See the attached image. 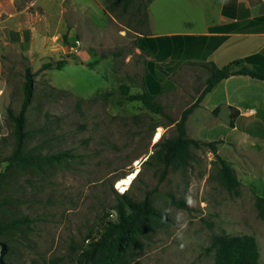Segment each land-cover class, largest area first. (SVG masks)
I'll use <instances>...</instances> for the list:
<instances>
[{
  "label": "rangeland",
  "instance_id": "rangeland-1",
  "mask_svg": "<svg viewBox=\"0 0 264 264\" xmlns=\"http://www.w3.org/2000/svg\"><path fill=\"white\" fill-rule=\"evenodd\" d=\"M18 1L20 6L29 3ZM132 1L128 13L137 5L143 11L146 0ZM216 1L154 0L149 6L151 30L203 32L217 19ZM74 2L77 12L68 9V0H49L46 10L51 8L53 20L40 19L42 30L30 29V38L27 32L23 38H10L8 30L15 27L0 16V173L14 144L6 110L16 113L20 108L26 69L34 82L24 153L64 154L59 164L42 171L14 170L0 187V219L26 216L31 221L27 230L0 237L4 263L76 264L84 239L97 237L107 221L115 220L113 207L121 194L116 181L138 166L140 174L128 195L137 201L147 196L166 220L141 239L142 249L129 264H213L208 247L220 234L252 235L258 264H264V214L256 207V199L264 196V125L234 128L233 115L229 124L222 108L208 111L222 101V85L185 122L187 137L214 143L229 163L240 182L237 197L219 185L213 154L202 145L190 149L188 165L178 170L153 160L146 163L158 143L177 135L175 123L202 91L210 66L189 59L186 49L157 62L170 91L156 97L162 113H153L120 91L125 86L129 95L140 94L146 63L152 60L135 46L134 31L148 34V27L134 22L142 11L116 19L105 10L108 0L98 3L104 10L95 0ZM72 48L77 52L70 53ZM59 62L63 66L55 69ZM46 63L53 69H44ZM158 128L161 134L154 143Z\"/></svg>",
  "mask_w": 264,
  "mask_h": 264
},
{
  "label": "trees",
  "instance_id": "trees-1",
  "mask_svg": "<svg viewBox=\"0 0 264 264\" xmlns=\"http://www.w3.org/2000/svg\"><path fill=\"white\" fill-rule=\"evenodd\" d=\"M132 0H111L105 5V10L112 12L116 19L121 13H128V6ZM133 2V1H132ZM151 0H146L143 11L139 5L129 15L135 16L141 12V18H134L135 24L148 27L147 7ZM235 0H224L223 8L232 10ZM118 7V9H117ZM115 10L118 12L115 13ZM259 21V19H257ZM124 29L130 30L129 26L122 25ZM249 29V28H248ZM235 23L221 27H211L210 32H236ZM247 30V29H246ZM244 32V29L238 30ZM137 34L135 46L140 52L147 53L152 57L146 63V72L143 78V91L140 94H128V88L120 87V91L129 101L140 102L146 109L153 113H162L161 105L156 102V97L162 96L170 91V87L162 82L160 65L162 61L170 56L173 51L183 50L187 47L188 36L150 37L147 34L134 31ZM203 39V37H198ZM260 56L251 55L244 59L233 61L221 68L210 65L209 76L198 97L185 108L178 121L175 123L177 135L175 137L158 143V148L147 158L146 163L151 160L163 165L164 169L171 167L178 170L188 165L191 159V148L200 145L207 147L215 159L217 165L216 180L219 185L233 197L240 194V182L236 178L229 163L221 158L216 151L214 143H199L186 136L185 122L187 117L195 108H198L204 97L222 80L233 76L242 75L252 79L260 80L264 84V62ZM264 61V58H263ZM158 62V63H157ZM249 64L252 67H247ZM62 62L56 64L55 69H60ZM44 69H53L52 64H43ZM33 74L29 69L25 70L22 83V99L18 112L6 110L7 119L12 127L14 139L13 149L5 161L4 171L0 173V187L6 185L7 177L17 169H34L42 171L43 167L59 164L64 154L40 156L33 152L24 153L27 133L25 131L26 112L33 96ZM231 116V115H230ZM175 122V121H174ZM172 122L171 124H173ZM140 170L135 177L139 176ZM130 187L117 195V203L113 207L115 220L107 221L102 232L95 238L84 239L87 243L80 249L76 264H129L136 256L137 251L142 249L141 239L148 233L160 227L166 220L164 213L154 208L148 197L142 200H134L128 195ZM177 207L186 208L185 203L175 202ZM256 207L260 216L264 214V196L256 199ZM31 221L28 217L14 218L8 221L0 219V237L11 236L17 232L27 230ZM208 251L213 254V264H258L259 254L256 239L252 235L229 236L226 234L212 237Z\"/></svg>",
  "mask_w": 264,
  "mask_h": 264
},
{
  "label": "crops",
  "instance_id": "crops-1",
  "mask_svg": "<svg viewBox=\"0 0 264 264\" xmlns=\"http://www.w3.org/2000/svg\"><path fill=\"white\" fill-rule=\"evenodd\" d=\"M68 1V9L76 12L77 9H80L76 6L74 0ZM153 1L151 0L147 7V35L150 37H191L185 48L189 59L197 60L196 62L200 61L199 63L209 66L212 64L217 68L251 55L260 56L262 62H264V0H235L234 11L225 10L223 8L224 0H217L214 5L217 19L215 22L205 25L203 32L169 30L153 32L149 13V6ZM95 3L104 10L103 6L98 4L100 0H95ZM48 5L49 0H29V3L24 6H20L18 0H0V16H7L9 26L15 27L13 30H8L9 37L18 39L22 36L23 38L25 36L23 33L27 32V38H30V29L35 32L42 30L41 21L43 19L51 23L53 17L51 8L49 11L46 10L50 7ZM68 9L64 10L67 11ZM26 13L29 15L28 17H26ZM25 18L26 21H24ZM111 20L115 21L112 17ZM233 23H235L236 32H210L211 27H221ZM26 26L29 27L26 28ZM75 27L78 30L81 28L78 24ZM240 29H244V32H238ZM34 36H36L35 33ZM198 37H203V39H198ZM200 54L203 56L198 58ZM205 55L206 57H204ZM246 66L252 67L249 64ZM221 85L223 86L222 101L220 104L211 106L208 111L219 109L220 112L222 108L228 112L229 124L231 121L230 115H233L234 128L245 124L258 127L264 125V84L262 81L248 76L233 75L219 82L207 95L214 92ZM245 103H251L252 106H244Z\"/></svg>",
  "mask_w": 264,
  "mask_h": 264
},
{
  "label": "bare ground",
  "instance_id": "bare-ground-1",
  "mask_svg": "<svg viewBox=\"0 0 264 264\" xmlns=\"http://www.w3.org/2000/svg\"><path fill=\"white\" fill-rule=\"evenodd\" d=\"M159 134H161V128H158V130H157V134L154 137V141H153L154 143L159 140V138L157 136ZM138 172H139V169L137 166V168L134 169V171L131 174H129L127 177L117 180L116 181V189L119 190L121 193H124L131 186V183L135 179V177L137 176Z\"/></svg>",
  "mask_w": 264,
  "mask_h": 264
},
{
  "label": "water",
  "instance_id": "water-1",
  "mask_svg": "<svg viewBox=\"0 0 264 264\" xmlns=\"http://www.w3.org/2000/svg\"><path fill=\"white\" fill-rule=\"evenodd\" d=\"M70 63H73V60H70ZM4 255H5V246L1 244L0 245V264H5L3 261Z\"/></svg>",
  "mask_w": 264,
  "mask_h": 264
},
{
  "label": "built area",
  "instance_id": "built-area-1",
  "mask_svg": "<svg viewBox=\"0 0 264 264\" xmlns=\"http://www.w3.org/2000/svg\"><path fill=\"white\" fill-rule=\"evenodd\" d=\"M76 52H77V48H74V49L72 48L70 51V53H76Z\"/></svg>",
  "mask_w": 264,
  "mask_h": 264
}]
</instances>
